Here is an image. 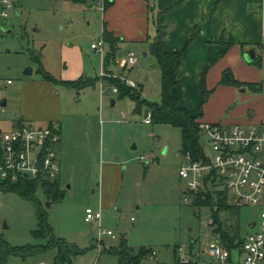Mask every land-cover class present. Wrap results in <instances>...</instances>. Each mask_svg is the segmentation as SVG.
Instances as JSON below:
<instances>
[{
  "label": "rangeland",
  "instance_id": "obj_1",
  "mask_svg": "<svg viewBox=\"0 0 264 264\" xmlns=\"http://www.w3.org/2000/svg\"><path fill=\"white\" fill-rule=\"evenodd\" d=\"M105 15L102 0L15 1L8 26L12 32L0 36V78L13 81L0 89V98L8 100L5 111L0 112V129L11 130L12 122L23 112L63 114V136L56 151L62 162L64 195L60 201L50 202L40 187L37 197L48 211L54 235L84 251L75 264H118L111 250L119 247L122 236L135 253L142 246L155 252L143 258L142 264H175L182 255L187 260L196 259L197 253L201 264H208L212 257L207 250L216 241L211 226L213 210L183 201L185 180L179 171L186 157L181 151L180 129L146 123L147 107L139 110L136 101L121 97L108 81L111 75L128 79L135 82L138 91L142 84L143 99L160 101L161 70L150 50L151 22L150 32L142 41L124 40L122 36L115 56L105 66L110 45L106 43L104 54L91 49L92 42L103 39ZM130 54L136 63L124 66ZM40 64L59 80H73L82 73L97 81L80 91L54 85L38 72ZM27 68H32L31 74H25ZM45 82L51 83L48 90ZM24 123L40 126L43 122ZM200 142L206 156L213 158L203 133ZM142 155L153 159L141 160ZM111 161L118 162L123 176L116 207L108 218L101 209V224L85 222L86 208H99L104 167ZM234 199L229 193L228 201L232 204ZM261 212L258 206H240L244 235L252 231L251 222L260 223ZM37 223L32 202L16 193L0 191V238L13 246L45 244L47 238L33 235ZM102 228L112 230L117 239L102 235ZM55 255L54 249L25 259L11 255L1 264H53Z\"/></svg>",
  "mask_w": 264,
  "mask_h": 264
},
{
  "label": "crops",
  "instance_id": "obj_2",
  "mask_svg": "<svg viewBox=\"0 0 264 264\" xmlns=\"http://www.w3.org/2000/svg\"><path fill=\"white\" fill-rule=\"evenodd\" d=\"M112 1L113 3L105 8V28L120 40L146 39L151 29L150 22L153 39L157 35V25L162 26L164 49L167 52L181 51L187 41L193 37L186 60L178 75L180 83L177 85V91L183 107L193 115L202 113L200 122L264 123L263 0ZM91 6L93 5H90V8ZM105 28H103V34ZM222 37L226 40L234 39L236 43L209 67L211 61L217 58L222 49L220 44ZM92 44L91 49H93ZM93 50L97 52L96 49ZM250 50L261 54L262 67L246 62L244 54ZM145 54L148 55V53ZM227 69H230L240 81L263 83L262 91L255 93L249 89L221 84L222 75ZM81 76L82 73L73 80ZM98 80L103 82L105 79L98 78ZM46 83L43 86L47 88L45 90H48L51 83ZM140 88L143 90L142 84ZM205 89L209 91V97L204 102ZM4 100L7 106L8 100L6 98ZM239 100H242V104H238ZM114 104L115 99H112V105ZM18 119H22L23 122L33 120L43 122L40 126L57 121L61 124L60 142L62 141L65 118L60 111L49 116L23 112L12 122V129L16 128ZM60 164L62 171L61 158ZM122 178L118 162L111 161L105 165L100 185L99 208L95 209H102L106 218L111 216L116 207ZM233 257L235 261L238 255L234 253Z\"/></svg>",
  "mask_w": 264,
  "mask_h": 264
},
{
  "label": "built area",
  "instance_id": "obj_3",
  "mask_svg": "<svg viewBox=\"0 0 264 264\" xmlns=\"http://www.w3.org/2000/svg\"><path fill=\"white\" fill-rule=\"evenodd\" d=\"M16 0H0V36L10 26V17L15 9ZM105 7V0H102ZM264 4V0H263ZM264 31V21H263ZM106 42L99 39L92 48L105 53ZM132 54L123 61V65H134ZM126 85L136 87L134 81L124 79ZM13 81L0 78V89L7 88ZM114 91H118L113 86ZM4 99L0 98V112L5 111ZM146 123H151L148 113ZM201 132L207 137L213 151V158L192 160L186 155L179 174L185 180L182 191L185 204L192 203L202 191L213 188L217 179V188L233 193L234 202L241 205H253L262 208L261 221L255 222L252 231L246 235L243 247V263L240 255L230 262V252L217 241L207 252L212 257L208 264H264V123L228 124L225 122H201ZM61 140V124L52 121L46 126L24 125L2 132L0 138V182L17 181L20 177L32 180L55 181L60 178L61 164L56 146ZM141 160H151L153 156H141ZM215 182V183H216ZM87 222L101 224V209L88 207L85 210ZM133 219V218H132ZM102 235L117 239L112 230L102 228ZM101 241V240H100ZM182 250V248H180ZM201 264V255L196 254ZM181 264L189 262L185 255L179 257Z\"/></svg>",
  "mask_w": 264,
  "mask_h": 264
},
{
  "label": "trees",
  "instance_id": "obj_4",
  "mask_svg": "<svg viewBox=\"0 0 264 264\" xmlns=\"http://www.w3.org/2000/svg\"><path fill=\"white\" fill-rule=\"evenodd\" d=\"M86 2L87 0H75ZM113 3L112 0H105V8ZM163 28L160 24L157 25V35L153 39L150 50L156 57L158 65L161 70V101L151 102L143 99L141 90L138 91L136 87H130L119 77L109 76V81L112 85L118 88L121 97L128 96L137 103L140 110L143 106L147 107L148 113H151V122L169 124L176 126L181 131L182 137V153L189 155L192 160H204L207 158L204 149L200 142V121L199 115L191 114L185 107L180 104V99L177 91V85L180 83L178 75L186 60L190 43L193 37L190 38L184 48L178 52H167L164 49ZM103 39L111 47V52L105 61V66L109 64L110 59L115 56L117 44L120 41L119 37H115L113 33L105 28ZM236 43L234 39L226 40L224 37L220 40L222 49L216 59L212 60L209 67H211L216 60L223 57L227 51ZM262 67V56L257 54V58L249 63ZM209 67L206 69L208 71ZM45 80L54 85L64 86L69 89L82 90L84 88L95 85L97 78H85L81 76L75 80H59L50 74L41 64L38 68ZM221 84L235 86L240 89H249L255 93H260L263 89V83L244 82L238 80L234 73L227 69L224 71L221 79ZM209 97V91H204V102ZM203 102V104H204ZM26 125L22 119H18L16 127H23ZM48 125V124H47ZM0 129V138H1ZM217 179H214L213 188L202 190L192 204L196 206H211L212 208V234L216 241L227 249L231 256L229 261L234 262L233 254L238 256L243 254V247L246 240V235L242 233V228L239 219V208L241 204L230 203L228 201V192L225 189L217 188ZM216 182V183H215ZM43 189L46 198L50 202L60 201L63 198L64 190L61 187L60 178L55 181L42 179L19 178L17 181L0 182V191L13 192L20 195L22 198L32 202L36 207L37 212V228L33 230L35 237L47 238L48 242L45 244H27L22 246H13L5 239L0 238V264L5 262L11 255H17L23 259L41 252L51 249L56 251L53 264H75L78 255L84 251L79 250L74 244L68 243L63 238H58L54 235L53 228L48 221V211L43 203L37 197L39 188ZM225 218V219H224ZM226 220V223H225ZM250 227V226H249ZM119 247H114L111 251L118 258V264H142V259L152 254V251L142 246L137 253L128 245L127 239L122 236L119 239ZM178 251V246L175 247V252ZM175 264H181L178 258ZM184 264H200L198 260L191 259Z\"/></svg>",
  "mask_w": 264,
  "mask_h": 264
},
{
  "label": "water",
  "instance_id": "obj_5",
  "mask_svg": "<svg viewBox=\"0 0 264 264\" xmlns=\"http://www.w3.org/2000/svg\"><path fill=\"white\" fill-rule=\"evenodd\" d=\"M93 8V6H91ZM12 32L11 29H7L6 33H10ZM146 55V54H145ZM257 58V54L253 51L250 50L248 53L244 54V59L246 60L247 63H252L255 59ZM32 73V68H27V70L25 71V74H31ZM3 105H6V101H3ZM250 228H253L255 226V222L249 225Z\"/></svg>",
  "mask_w": 264,
  "mask_h": 264
}]
</instances>
